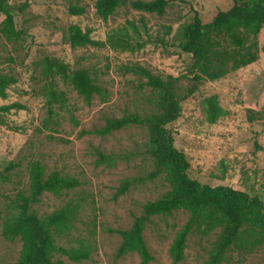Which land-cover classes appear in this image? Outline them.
<instances>
[{
  "label": "rangeland",
  "instance_id": "rangeland-1",
  "mask_svg": "<svg viewBox=\"0 0 264 264\" xmlns=\"http://www.w3.org/2000/svg\"><path fill=\"white\" fill-rule=\"evenodd\" d=\"M132 1L136 0H129L104 20L96 13L97 0H9L17 29L24 34L14 41L0 36V76L17 81L8 87L6 99L0 97V107L20 104L23 108L0 112V165H17L7 173L8 179L0 177V264H16L21 258L23 241L7 240L3 229L13 213L12 201L19 193H29V166L34 162L42 164L45 177L59 172L81 183L59 195L45 193L33 206L42 220L67 205L80 208L77 230L55 235V244L67 249L89 245L91 256L78 263L56 253L55 262L141 263L137 253L118 255L119 231L129 230L147 202L158 200L172 188L167 174L140 181L155 166L145 154L150 145L146 129L130 126L106 136L97 131L110 119L132 114L145 117L156 111V92L146 77L131 70L134 67L163 78H180L181 91L186 89L192 56L179 47L182 28L196 14L209 20L217 9L229 7L231 0H169L163 15L137 11ZM71 7L85 12L73 14ZM3 20L0 13V24ZM72 26L90 30L105 45L73 48L67 40ZM124 33L133 46H112L110 37ZM259 43L264 46V27ZM45 56L63 61L72 71L89 70L104 93L88 102L72 85L57 78V87L67 99L55 104L51 115L40 67ZM213 95L226 111L216 124H210L206 114V100ZM170 127L175 146L190 163L191 179L202 185L231 187L264 203V52L257 62L223 79L204 80L182 103L181 117ZM99 153L130 159L101 162ZM127 180L136 183L119 194ZM189 218L186 210L153 217L144 232L154 257L151 264H173L170 248ZM221 232L220 228L208 234L194 230L180 264H206ZM223 264H264V245L253 253L231 249Z\"/></svg>",
  "mask_w": 264,
  "mask_h": 264
},
{
  "label": "trees",
  "instance_id": "trees-1",
  "mask_svg": "<svg viewBox=\"0 0 264 264\" xmlns=\"http://www.w3.org/2000/svg\"><path fill=\"white\" fill-rule=\"evenodd\" d=\"M128 1L97 0L96 13L107 20L118 8L126 6ZM169 3V0H136L131 2V6L140 12L163 15ZM23 9L24 7L21 8ZM70 11L82 15L85 9L71 7ZM0 13L4 16L0 24V36L8 41L19 40L24 33L17 29L9 0H0ZM263 27L264 0H231L229 7L217 9L206 21L196 14L192 22L186 24L181 31L179 47L192 56L188 74L190 83L183 91L178 85L180 78L156 76L143 67L131 69L146 77L147 84L156 92V111L145 117L132 114L110 119L97 133L106 136L130 126L146 129L150 145L145 154L152 157L155 166L154 170L140 181L154 180L162 174H167L172 189L158 200L147 202L142 214L136 217L129 230L119 231L122 237L119 256L137 253L141 259L140 264H151L154 257L144 235L147 225L155 216L172 215L179 210L188 211L190 218L176 234L170 248L173 264H180L185 260L187 240L194 230L202 234H208L217 228L222 231L206 264H223L231 249L253 253L259 246L264 245L263 200L231 187H212L191 179L188 174L190 163L185 153L175 146V133L170 127L181 117L182 103L199 90L204 80L218 81L259 60L260 53L264 52V46L259 43ZM67 40L73 48L105 45L95 40L90 30L84 31L79 26L70 27ZM110 42L112 46H120L123 49L133 46L127 38V33L110 37ZM40 67L51 115L53 106L63 104L67 99L66 93L57 87V78L72 85L88 102L94 95L104 93L103 88L87 69L72 71L68 64L50 56L43 58ZM16 82L12 77L0 76V97L6 99L8 87ZM206 103L207 121L216 124L225 116L226 111L216 95L207 98ZM21 108L23 106L20 104L2 106L0 112L9 113L13 109ZM0 122L3 123L1 116ZM99 156L101 162L130 159L129 156L108 157L103 153H99ZM16 168V164H10L6 168L0 165V177L8 179L7 173ZM29 174V193H19L12 201L13 213L3 229L7 240L20 238L23 241L21 258L16 264H64L62 261L53 260L56 253L78 263L88 260L91 256L89 245L82 244L79 248L67 249L58 247L54 239L55 235H71L77 230L76 223L80 212L78 205H67L44 220L33 210V206L40 202L45 193L62 194L79 187L80 181L63 177L59 172L45 177L40 162L29 166ZM135 183L136 180L125 181L119 194L126 193Z\"/></svg>",
  "mask_w": 264,
  "mask_h": 264
}]
</instances>
